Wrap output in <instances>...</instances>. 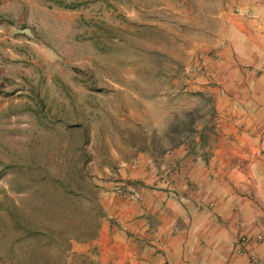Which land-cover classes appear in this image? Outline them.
Here are the masks:
<instances>
[{"label": "crops", "instance_id": "crops-1", "mask_svg": "<svg viewBox=\"0 0 264 264\" xmlns=\"http://www.w3.org/2000/svg\"><path fill=\"white\" fill-rule=\"evenodd\" d=\"M19 2L0 0V112L9 100L5 80H17L30 61L28 29L13 24ZM215 3L218 29L204 43L210 78H199L201 91L115 106L107 154L90 162L108 180L102 217L95 236L73 249L94 264H248L249 254L264 264V0ZM94 106L98 112V97ZM82 118L76 126L97 148L99 115ZM241 234L250 238L244 256L231 248Z\"/></svg>", "mask_w": 264, "mask_h": 264}, {"label": "rangeland", "instance_id": "rangeland-1", "mask_svg": "<svg viewBox=\"0 0 264 264\" xmlns=\"http://www.w3.org/2000/svg\"><path fill=\"white\" fill-rule=\"evenodd\" d=\"M16 9L13 24L28 29L30 61L4 84L0 264H94L73 249L95 236L102 217L108 180L100 181L102 165L90 162L107 154L103 141L115 131V106L134 109L139 98L190 94L182 90L185 68L207 56L206 38L218 29L216 3L20 0ZM97 114L94 148L91 132L85 142L76 119L84 115L91 123ZM22 225L43 234L20 237Z\"/></svg>", "mask_w": 264, "mask_h": 264}, {"label": "built area", "instance_id": "built-area-1", "mask_svg": "<svg viewBox=\"0 0 264 264\" xmlns=\"http://www.w3.org/2000/svg\"><path fill=\"white\" fill-rule=\"evenodd\" d=\"M244 68L249 72H255L254 68L250 64H245ZM185 74L188 76V78L183 82L182 90L185 93L190 94H197L200 90V83L199 78L203 77L207 81H209L210 78V72H209V66H208V59L206 55L200 54L198 57L194 60L191 65L187 66L185 68ZM132 167H135V165H132ZM167 176H172V171L167 172ZM165 184H167V180H163ZM124 196H129L127 193L124 194ZM212 205V204H210ZM188 206L190 208L194 209H200L201 205L198 202H194L192 200L188 201ZM256 241L263 240V235L257 234L254 238ZM250 238L245 235L241 234L237 237H235L231 241V248L235 255L238 256H244L247 254V244L249 242ZM158 247H160L161 241H157ZM260 259L256 254H249L248 255V264H259ZM163 264H169L168 262H164Z\"/></svg>", "mask_w": 264, "mask_h": 264}, {"label": "trees", "instance_id": "trees-1", "mask_svg": "<svg viewBox=\"0 0 264 264\" xmlns=\"http://www.w3.org/2000/svg\"><path fill=\"white\" fill-rule=\"evenodd\" d=\"M20 228L22 229V233H21L20 237H27V236H31V235L34 237H38V236L43 234L42 231H37L36 229L30 228L27 225H22V226H20ZM11 260H13V259H11ZM11 262L12 261H9V264H11Z\"/></svg>", "mask_w": 264, "mask_h": 264}]
</instances>
